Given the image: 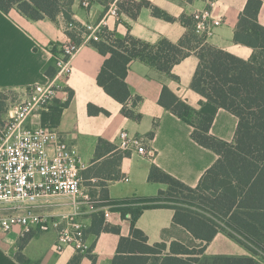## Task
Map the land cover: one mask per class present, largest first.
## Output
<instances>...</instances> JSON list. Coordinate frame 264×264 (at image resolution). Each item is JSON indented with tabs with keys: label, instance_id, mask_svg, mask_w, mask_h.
I'll return each mask as SVG.
<instances>
[{
	"label": "crops",
	"instance_id": "0c3cea01",
	"mask_svg": "<svg viewBox=\"0 0 264 264\" xmlns=\"http://www.w3.org/2000/svg\"><path fill=\"white\" fill-rule=\"evenodd\" d=\"M209 1L133 0L135 5L140 6L136 17L133 18L122 10L118 19H109L108 30L117 39L131 35L151 44H156L162 39L178 43L188 32L181 19L190 18L196 11L206 9ZM248 1L217 0L212 15L214 19L220 20L222 25L217 29L215 36L207 41L211 46L243 60L251 59L255 53L253 48L234 42L240 15ZM82 2L83 0H75L72 6V19L77 23H96L104 16L106 9L103 4L92 2L89 8H84ZM143 2L148 3L150 7L143 6ZM151 7L159 9L173 21L156 16ZM258 21L264 27V2ZM63 23L62 15L56 21H32L16 10L9 14L0 10L1 117H6L12 110L18 102V94L21 95L24 89L46 84L51 79L46 73L47 67L53 62L51 49L63 45L68 40ZM105 59L91 44L85 45L76 55L68 88L71 97L56 127L64 140L76 148L81 162L86 165L83 172L85 189L90 187L89 184L96 185V182L100 181L94 178L93 171L99 163H95L99 140L107 141L116 147L119 135L124 130L151 139L150 145L156 151V156L152 160L137 153L125 156L119 167V179L106 181L110 201L156 197L160 192L167 191V184L149 181L153 165L185 185L197 187L207 171L219 160V156L195 142L192 137L193 127L159 104L166 86L179 99L186 100L195 110L199 109L202 97L191 89L199 66L197 56L192 52L188 53L184 60L173 68V74L179 80L160 74L140 61L131 63L126 82L133 96L142 99L135 108L136 113L142 115L140 122L123 115L122 105L98 85L97 78ZM130 105L132 107L131 102ZM94 110L98 112L94 113ZM238 125L239 119L235 115L220 109L210 133L219 140L233 144L238 152L243 153L244 139L238 133ZM108 159L109 157H106L100 163ZM87 175L92 178L86 180ZM126 177L129 180L122 181V178ZM92 188L101 190L100 187ZM93 192H97V199L103 200L100 191ZM59 202L61 201L54 199L42 204L39 210L42 214H56L63 210L62 207L55 206ZM62 202L69 203L68 200ZM110 212L107 225L118 229L119 233L101 232L98 236L92 233L95 236L92 253L82 256L81 264H112L120 245L130 240V218L123 219L121 213L113 209ZM174 215V210L167 208L146 210L137 220L136 228L146 235L150 246L162 243L164 239L167 240L168 246L174 241L187 243L192 236L183 228L175 227ZM93 218L94 216L87 217L90 229ZM167 231L170 233L165 238ZM44 234L46 233H34L25 241L18 227L9 233L0 231V264H69L77 256L73 249L54 254L52 247L55 248L56 234L53 233L51 249L43 242ZM20 257H23L22 260ZM218 257L249 258L253 255L238 238H231L227 230L215 237L207 246L202 258Z\"/></svg>",
	"mask_w": 264,
	"mask_h": 264
},
{
	"label": "trees",
	"instance_id": "16d2710c",
	"mask_svg": "<svg viewBox=\"0 0 264 264\" xmlns=\"http://www.w3.org/2000/svg\"><path fill=\"white\" fill-rule=\"evenodd\" d=\"M108 1L110 3L112 0ZM74 2L75 0H0V10L5 14L16 10L32 21H56L62 15L70 22L74 21ZM91 2L101 4L103 0ZM263 2L264 0L248 1L235 31L236 44L255 50L249 60L208 44L196 34L192 17L181 19L188 32L178 43L162 39L151 44L131 35L124 39H117L113 35L111 39L110 34H107L104 41L90 42L106 58L97 78L98 85L122 105L123 115L137 122L141 121L142 115L136 113L135 108L142 99L133 96L126 82L131 63L140 61L160 74L179 80L173 74V68L188 53H194L199 59V66L191 89L202 97L199 109L195 110L186 100L179 99L166 86L159 104L193 127L192 137L195 142L219 156V160L195 188L153 165L149 181L167 184L169 189L156 197L133 199L135 206L129 207L128 199L110 201L106 184V181L119 179L120 164L128 154H121L113 144L99 140L95 161L99 163L93 171L94 178L100 181L89 186L100 187L103 200L116 206L112 208L113 211L120 212L123 219L130 218L131 224V238L120 245L112 264H261L256 257L264 259V27L258 21ZM144 5L150 7L148 3L143 2ZM151 8L156 16L173 21L159 9ZM139 9L140 6L135 4L130 7L122 6V10L133 18ZM68 36L80 42L73 34L68 33ZM61 46L53 47L52 54H59ZM46 73L50 78L56 75L54 59ZM66 106L67 104L61 105L59 102L49 112H44L42 125L57 129ZM220 109L231 112L239 119L238 133L243 137L245 147L243 153L238 152L233 144L211 135V127ZM97 112L98 110H94V113ZM153 135L154 133L151 136ZM106 157L109 159L100 163ZM85 177L86 180L92 178L88 175ZM96 194L97 192H91L93 197ZM195 207L201 209V213ZM162 208L174 210L175 227H181L191 234L190 241H174L168 246L164 239L154 246L148 244V238L136 228V222L144 211ZM227 230L229 236L238 238L253 257L203 259L207 246L220 232ZM90 232L98 236L101 232L119 233V230L106 224L104 212L101 211L94 216ZM169 233L165 232L164 237H168ZM32 236L29 235L24 240L27 241ZM81 257L77 255L69 264H81Z\"/></svg>",
	"mask_w": 264,
	"mask_h": 264
},
{
	"label": "built area",
	"instance_id": "2783aa9c",
	"mask_svg": "<svg viewBox=\"0 0 264 264\" xmlns=\"http://www.w3.org/2000/svg\"><path fill=\"white\" fill-rule=\"evenodd\" d=\"M133 0H112L104 16L94 24H80L64 19L63 30L71 33L80 42L68 36L57 55L52 54L56 75L46 84L35 85L18 94V102L6 117H0V231L9 233L21 229V237L34 233H55V250L62 253L73 249L77 255L92 253L94 235L87 223L85 208L96 205L104 212L105 222L110 219L116 206L108 201L95 199L88 194L84 185L83 172L86 169L78 152L57 129L42 125V114L61 103L70 100L69 82L73 75V60L79 51L90 42L104 41L109 19H118L122 6L130 7ZM217 0H210L208 7L192 15L196 34L209 41L222 25L213 18ZM89 8L91 0L82 2ZM112 34V35H111ZM151 139L131 134L124 130L119 135L117 151L137 153L147 159H154L156 151L150 145ZM129 179L122 178V181ZM54 199H66L57 207H69L68 211L56 214H42L40 207ZM129 207L135 206L128 199Z\"/></svg>",
	"mask_w": 264,
	"mask_h": 264
},
{
	"label": "rangeland",
	"instance_id": "374dc122",
	"mask_svg": "<svg viewBox=\"0 0 264 264\" xmlns=\"http://www.w3.org/2000/svg\"><path fill=\"white\" fill-rule=\"evenodd\" d=\"M83 1H85V0H83ZM101 4H103V6L105 7V9L107 10L110 3H109L108 0H103V3H101ZM132 4H134V2H132ZM88 24H94V23H88ZM84 25H86V24H84ZM51 65H53V62L51 63ZM48 125H49V123H48ZM121 154H128L129 155L131 153L130 152H124V153H121ZM97 183H99V182H96V184ZM87 185H88V183H87ZM96 189H98V190H96ZM92 191H100L101 192V190H99V188H95V190L92 187H87L86 188V192L88 194H90ZM94 198L97 199L96 197H94ZM58 200L62 202V201H65L66 199H58ZM62 208H63V210H61L60 212H62V211H68L69 210L68 207H62ZM64 208H66V209H64ZM195 210L196 211H199L201 213V209L195 207ZM85 211H87V217H90V216H95L97 213H99L98 211H100V210L98 209V207L96 205H94L93 207L91 206V207L85 208ZM42 239H43V242H46L47 245H48V247L51 249V247L53 246L52 245V242H53V239H54L53 233L51 232V233H46V234L42 235ZM35 243L37 244V242H35ZM52 251H53L54 254H61V253H57L56 252L54 246L52 247ZM256 260L259 261L261 264H264V259L262 257H256ZM203 261H206V260H203ZM209 261H211V260H209ZM210 264H211V262H210Z\"/></svg>",
	"mask_w": 264,
	"mask_h": 264
}]
</instances>
